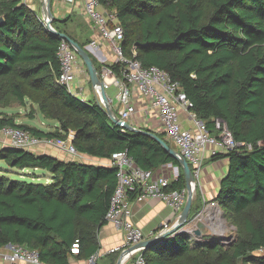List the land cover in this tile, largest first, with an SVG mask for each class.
I'll use <instances>...</instances> for the list:
<instances>
[{
  "label": "trees",
  "instance_id": "trees-1",
  "mask_svg": "<svg viewBox=\"0 0 264 264\" xmlns=\"http://www.w3.org/2000/svg\"><path fill=\"white\" fill-rule=\"evenodd\" d=\"M97 2L115 16L108 25L123 31L125 59L167 72L212 137H220L219 120L243 145L209 158L227 160L213 202L235 230L232 242L223 246L207 239L191 247L186 234H177L143 252L145 264H264V253L258 254L264 248V0ZM40 21L24 0H0V108L28 109L29 120L40 112L58 126L45 133L0 113V130L23 129L41 140L67 142L76 154L104 163L126 151L140 170L169 164L178 176L167 189H185L178 163L157 142L115 126L98 102H82L56 83L60 38ZM64 25L52 20L57 33L85 47ZM90 58L99 76L105 67L123 82V64ZM0 165V249L21 245L36 251L42 264L84 263L99 250L97 233L117 185L115 169L7 146H0ZM28 170L43 171L48 184L25 181ZM200 208L194 201L190 216ZM75 243L77 254L71 253ZM109 257L115 264L116 256Z\"/></svg>",
  "mask_w": 264,
  "mask_h": 264
},
{
  "label": "built area",
  "instance_id": "built-area-1",
  "mask_svg": "<svg viewBox=\"0 0 264 264\" xmlns=\"http://www.w3.org/2000/svg\"><path fill=\"white\" fill-rule=\"evenodd\" d=\"M80 2L84 15L90 21L89 28L92 32L88 48L92 52L100 51L101 48L107 50L115 61L123 64V89L118 95L121 105L119 119L127 122L137 114L138 109L133 93L141 98L146 103L145 110L152 114L156 120L165 141L174 146L187 162L198 186L207 158L229 153L243 145L233 139L225 124L219 120L215 121V127L221 130L220 137H212L206 130L205 122L199 120L191 112L192 103L181 90L179 83L172 81L167 72L155 66L143 67L137 61L127 60L123 57L120 47L123 31L118 24L108 25L109 21H114L115 16H107L101 12L97 0H80ZM40 22L44 26V22L42 20ZM56 56L59 64L56 83L63 87L69 95L79 99L83 86L74 88L73 82L77 64L81 62L80 59L72 47L62 39L58 44ZM104 62L102 61V63ZM103 74L108 75L111 80L115 79L106 68L103 69ZM101 79L104 80L102 73ZM180 111L187 114L188 120L193 124L192 128L182 127L179 118ZM120 128L124 129L122 126ZM0 136L4 138L7 147L29 150L44 142L49 145H59V148L74 153V150L66 143L57 144L53 140H41L31 136L28 131L23 129L2 128ZM104 165L115 169L117 178V185L109 201L104 221L123 234L122 243L108 250L105 255L120 254L172 227L151 229L147 232L138 229L131 221L132 205L129 195L134 193L136 199H159L168 210L178 215L184 207L186 191L185 189H167L172 182L176 181V178L174 180L165 177L153 179L152 172L138 169L126 151L113 153ZM210 206L218 208L215 203ZM202 212L199 213V220ZM226 239V244H229L232 242L233 236ZM196 243L199 242L190 241V246L193 247ZM71 253H78L77 243L72 246ZM263 253L264 248L258 250V254ZM102 256L103 254L98 250L84 264H97ZM0 258L6 264H42L38 260L36 251L28 250L18 244L7 245L0 249ZM122 264H145L143 252H137L124 258Z\"/></svg>",
  "mask_w": 264,
  "mask_h": 264
},
{
  "label": "crops",
  "instance_id": "crops-1",
  "mask_svg": "<svg viewBox=\"0 0 264 264\" xmlns=\"http://www.w3.org/2000/svg\"><path fill=\"white\" fill-rule=\"evenodd\" d=\"M24 3L31 11L38 14V16L44 22V18L41 12L42 0H24ZM100 10L101 12H103L101 8ZM50 11L52 13L53 19L60 22H65L64 29L67 31V33L70 36H72L77 42L84 43L85 46H88L92 38V32L89 28L90 21L88 20L87 16L84 15L83 13L80 0H50ZM89 51L91 56L98 63H102V61H105L104 63L109 65L115 61L113 56L107 50H104L102 48L100 49V51L97 52H92L90 49ZM104 68L105 67H102L101 73L105 80V81L103 80L105 93L110 101V105L113 111L117 114L119 118L121 105L118 101V95L123 89V82L118 81L116 78L114 80H111V78L108 75L103 74ZM88 81L89 80H88L87 72L83 64L80 62L77 64V69L75 71V79L73 82L74 88L83 86L82 94L80 95V97H78L79 98L78 100L80 101L82 100L83 102H88V103L90 102L97 103V98L92 88L91 87L88 88ZM84 87L86 89H84ZM113 87L115 88L113 89ZM133 98L136 104V108L138 109V112L135 116H132L126 123L130 127L135 129H139V130L146 129L145 131L161 134L156 120L154 119L152 114H149L147 110H145L146 103L141 98L136 96V94L134 93H133ZM0 109L4 111L6 110L14 111V108H0ZM4 111L0 113H5L10 117H14V122L16 125L22 124L21 119H24L25 117L24 116H23L24 118L20 117L19 112L15 113L16 112L15 111L13 113H7ZM179 118L183 128L188 129L193 127L192 122L188 120L187 114L185 112L180 111ZM53 123L54 126L52 127L51 130L43 131V132L45 133L51 132L53 129H55L58 126L55 122ZM165 142L168 143L167 141ZM2 144L6 146L5 142ZM2 144H0V146H2ZM57 144H61V143L57 142ZM66 144L69 146L67 142ZM58 146L49 145L47 143L42 142L38 146L29 149V151L35 155L52 157L62 162H77V163L93 164L95 166H105L103 161L93 159L84 155H79L76 154L75 152L70 153L68 150H63ZM35 171L38 170H34V172ZM151 172L153 174V179L155 180L160 177H165L170 180H174V178H177L178 176V168L173 167L172 165L169 164L163 165L159 167L157 170ZM24 173L26 174V172ZM226 173H227V160L221 159L217 161H209V158L205 160L201 172L200 183L198 184V186H196V192L193 199V202L199 200L201 203V208L199 210V213L203 211L200 220H198L199 222L196 224V227L200 229L202 236L198 238L188 234L187 236L189 242L190 241L193 243L200 242V240L201 242H203L206 241L207 239L215 241L220 238L225 239V236L226 237L233 236L232 230L234 231V228L232 226H231L232 228L231 227L227 228L226 225H224L223 223V221H225L224 216L223 219L220 218L221 215H223V212L217 207L210 206V204L214 203L213 199L217 196L220 180L226 175ZM34 176L35 175H33V177ZM42 176L44 183L48 184L49 178L44 174ZM36 177L38 178V176ZM131 205H132L131 221L138 229L144 232H147L151 229L154 230L158 228L173 226L179 216V214L176 215L170 210H168L164 206L162 201L159 199L144 200V199L135 198L134 201L131 202ZM122 240H123V234L119 231H116L110 224L105 223L99 229L97 233V241L99 244V251L100 253L103 254V256L99 259L100 264H112V262H110L109 255H115L117 260L120 254L105 255V253L108 250L119 246L122 243ZM0 264H6V263L3 262L2 259L0 258ZM72 264H84V263L75 261L72 262Z\"/></svg>",
  "mask_w": 264,
  "mask_h": 264
},
{
  "label": "water",
  "instance_id": "water-1",
  "mask_svg": "<svg viewBox=\"0 0 264 264\" xmlns=\"http://www.w3.org/2000/svg\"><path fill=\"white\" fill-rule=\"evenodd\" d=\"M41 12L44 18V27L46 31H48L51 34H54L58 36L60 39L66 41L72 49L75 51L77 54L78 58L80 59L81 63L83 64L87 75H88V80L90 82V86L97 98V102L99 106L103 109V111L106 113L108 119L114 124L115 126L118 127H123L125 130L131 132V133H139L142 135H145L155 142H157L160 147L172 158L174 159L183 174L184 178V184H185V191H186V196H185V203L182 211L180 212L177 221L175 224L170 227L168 230L164 231L161 234H158L152 238H149L147 240H144L143 242L139 243L136 246H133L127 250H124L123 252L120 253L119 257L115 261V264H122V260L126 257L131 256L132 254H135L137 252H145L151 247H154L161 241L165 240L168 237L177 235V234H186V235H193L195 237H201V231L199 228L196 227V224L199 222V214L190 216V211H191V206L193 203V199L195 196L196 192V182L193 178V175L191 173V170L185 161V159L175 150L170 148L168 144L160 139L157 135H155L152 132L145 131V130H139L130 127L126 122L120 120L117 116V114L113 111L110 101L106 96L105 93V87L104 83L101 79V75L99 76L91 58H90V51L87 46L85 47H80L77 43H75L73 40H71L68 36L65 34H60L57 33L53 28H52V20L53 16L50 11V0H42V5H41ZM219 208V207H218ZM193 227V228H192Z\"/></svg>",
  "mask_w": 264,
  "mask_h": 264
},
{
  "label": "rangeland",
  "instance_id": "rangeland-1",
  "mask_svg": "<svg viewBox=\"0 0 264 264\" xmlns=\"http://www.w3.org/2000/svg\"><path fill=\"white\" fill-rule=\"evenodd\" d=\"M89 87H91V86H90V82L88 81V88ZM114 88L115 87H113V89ZM84 89H86V88L84 87ZM3 111L4 110H1L0 109V112H3ZM4 112H7V113H13V112L17 113V112H19V116L20 117H23V116L25 117V118L23 117L24 119H21V123L22 124L27 125V126H30L32 128H36V129H38L40 131H48V130H51L52 127L54 126V123L51 122V121H49V120H46L41 115L40 112L36 113V116H34V119L33 120L27 119L26 117L29 114V110L28 109H25L23 107H14V111L13 110H6ZM2 143H4V138L0 136V144H2ZM2 146H4V145L2 144ZM0 166H2V165H0ZM43 174H45L43 171H39L38 170V171H35L34 172V171L28 170V171H26V176L24 177V180L27 181V182H33V183H44L43 176H42ZM33 175L38 176V178H35V176L33 177ZM220 218L223 219V215H221ZM223 223H224V225H226L227 228H230L231 227L230 223L227 222V220L223 221ZM234 231L232 230L233 237H234ZM228 237H230V236H228ZM228 237L225 236V239L220 238V239L215 240V241L218 242V243L223 244V246H227L228 244H226V241L225 240H227L226 238H228ZM97 264H100V260H99V262Z\"/></svg>",
  "mask_w": 264,
  "mask_h": 264
},
{
  "label": "bare ground",
  "instance_id": "bare-ground-1",
  "mask_svg": "<svg viewBox=\"0 0 264 264\" xmlns=\"http://www.w3.org/2000/svg\"><path fill=\"white\" fill-rule=\"evenodd\" d=\"M88 47V46H87ZM109 80V79H108Z\"/></svg>",
  "mask_w": 264,
  "mask_h": 264
}]
</instances>
